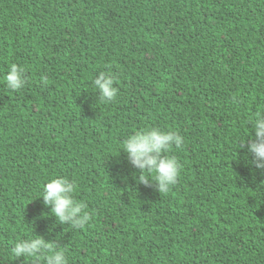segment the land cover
<instances>
[{"label":"trees","instance_id":"1","mask_svg":"<svg viewBox=\"0 0 264 264\" xmlns=\"http://www.w3.org/2000/svg\"><path fill=\"white\" fill-rule=\"evenodd\" d=\"M261 109L264 0H0V264H47L12 253L35 238L68 264H264V171L238 148ZM152 127L183 137L167 192L122 150ZM56 176L83 228L44 205Z\"/></svg>","mask_w":264,"mask_h":264},{"label":"clouds","instance_id":"2","mask_svg":"<svg viewBox=\"0 0 264 264\" xmlns=\"http://www.w3.org/2000/svg\"><path fill=\"white\" fill-rule=\"evenodd\" d=\"M8 89L19 91L26 84L23 66L12 64L4 77ZM94 86L99 90L104 102L113 101L117 96L114 76L100 72L94 79ZM248 132L238 142V148L244 153L245 159L251 158L256 170L264 171V109L256 111L248 121ZM254 132V135L252 134ZM122 150L127 154L128 162L141 173L151 175L157 183L159 192H167L175 185L180 176V164L175 155L170 154L174 146L180 148L183 137L174 130H163L152 127L137 130L128 135L122 142ZM144 182L147 179L142 180ZM76 189L74 181L67 177L56 176L48 180L43 188L42 197L45 206H51L52 214L61 223H70L73 228H83L89 216L83 212L85 205L73 197ZM51 252L47 255V264H68L64 248L52 251L53 245L42 238L20 240L12 248L15 257H34L42 250Z\"/></svg>","mask_w":264,"mask_h":264}]
</instances>
